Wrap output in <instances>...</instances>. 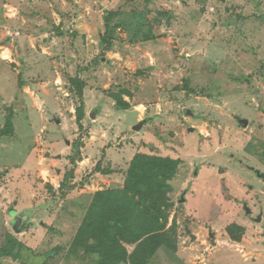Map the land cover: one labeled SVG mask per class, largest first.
Instances as JSON below:
<instances>
[{
	"label": "rangeland",
	"instance_id": "1",
	"mask_svg": "<svg viewBox=\"0 0 264 264\" xmlns=\"http://www.w3.org/2000/svg\"><path fill=\"white\" fill-rule=\"evenodd\" d=\"M113 93L134 111L115 112ZM9 117L0 264H99L71 246L134 153L180 161L176 249L149 264H264V0H0V130Z\"/></svg>",
	"mask_w": 264,
	"mask_h": 264
},
{
	"label": "trees",
	"instance_id": "2",
	"mask_svg": "<svg viewBox=\"0 0 264 264\" xmlns=\"http://www.w3.org/2000/svg\"><path fill=\"white\" fill-rule=\"evenodd\" d=\"M71 85L77 90L80 105L76 108V120L83 128L86 117L85 88L87 83L81 77L70 78ZM117 109H129L130 102L122 95H111ZM14 124L9 117L0 135H9ZM180 161L171 157H162L146 153H136L133 157L122 188L98 190L91 202L83 223L71 246L72 253L80 249L88 255L100 254L99 264H149L156 251L162 245L171 246L169 209L172 203L169 193L178 172ZM100 170V167H97ZM75 171L66 174L63 187L72 190ZM233 228H240L234 226ZM230 232L234 230L230 228ZM15 238L9 239L12 243ZM94 241V243H92ZM136 245L130 253L128 246ZM12 245L8 244L1 254H12Z\"/></svg>",
	"mask_w": 264,
	"mask_h": 264
},
{
	"label": "crops",
	"instance_id": "3",
	"mask_svg": "<svg viewBox=\"0 0 264 264\" xmlns=\"http://www.w3.org/2000/svg\"><path fill=\"white\" fill-rule=\"evenodd\" d=\"M87 86H88V85H87ZM87 86H86V87H87ZM85 97H86V88H85ZM97 98H98V97H97ZM129 102H130V101H129ZM86 103H87V107H86L85 112H86V117H87V116L89 115V113H90L91 110L89 111V107H90V106H89V102H88V100L85 99V105H86ZM113 103L116 104V102H115L114 100H113ZM114 109H116L115 112H116V111H120V114H121V116H123V117L126 116V115L128 116L129 112L134 111V108H133V107H130L129 109H126V110H124V109H117V107L114 108ZM125 112H127V113L124 114ZM103 113H104V111H103ZM102 115H103V114H102ZM102 115H101V116H102ZM101 116H99V117H101ZM86 117H85V118H86ZM125 118H127V117H125ZM121 119H122V118H121ZM135 154H136V153H134L133 155L130 156L129 161H131V160L133 159V157L135 156ZM75 174H76V171H75ZM108 175H109V176H112L113 174H108ZM123 176L125 177L126 174L123 173ZM124 182H125V179H124L123 181H121V183H120L118 186H116V187H107L106 189H109V188H111V189H112V188H122V187L124 186ZM72 184H76V183L73 182ZM102 190H103V189H102Z\"/></svg>",
	"mask_w": 264,
	"mask_h": 264
},
{
	"label": "water",
	"instance_id": "4",
	"mask_svg": "<svg viewBox=\"0 0 264 264\" xmlns=\"http://www.w3.org/2000/svg\"><path fill=\"white\" fill-rule=\"evenodd\" d=\"M246 123H247V122H246ZM247 124H248V123H247ZM141 126H142V123H140L139 125H137L135 128L138 130V129L141 128ZM257 220H258V221H261L262 218L260 217V218H258ZM213 236H214V235H213ZM192 239H193V240H196L197 237H196L195 235L192 234Z\"/></svg>",
	"mask_w": 264,
	"mask_h": 264
}]
</instances>
